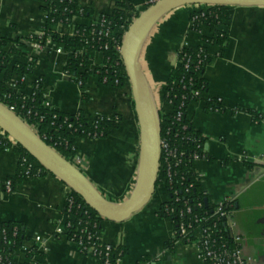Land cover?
Instances as JSON below:
<instances>
[{
  "label": "crops",
  "instance_id": "0c3cea01",
  "mask_svg": "<svg viewBox=\"0 0 264 264\" xmlns=\"http://www.w3.org/2000/svg\"><path fill=\"white\" fill-rule=\"evenodd\" d=\"M76 1L89 8L91 16L78 17L75 24H88L115 8L114 0ZM131 2L138 16L149 7V0ZM203 6H174L139 38L137 61L155 115L160 110L171 111L163 96L168 73L177 63V51L199 44L201 35H210L206 27L200 32L189 28L191 12ZM227 7L229 18L218 26L227 40L224 47L207 46L211 61L203 73L206 95L220 98L223 110L207 112L203 100L191 101L186 109L187 120L206 138L210 158L196 159L193 167L210 203L233 198V233L240 237L242 250L251 264H264V5ZM45 20L46 13L38 0H0V34L12 41L5 50L15 42L23 45V56H12L8 69L17 62H25L27 57L35 62L33 72L23 80L13 74L7 88L30 95L34 82L41 77L43 98L53 109L67 113L82 110L90 120L97 115L118 117V127L106 138L77 140L78 160L73 164L103 198L119 204L140 191L147 170L132 84L124 68L120 71L126 75L121 87L102 83L96 70L102 66L104 55L90 51L86 54L90 74L81 88L64 72L71 50L58 44L38 48L29 39L44 28ZM49 29L71 34L73 24H52ZM17 82H23L22 89ZM28 126L36 132V125ZM18 162L19 155L11 145L0 146L1 182L15 178ZM70 190L71 186L54 173L16 180L14 191L2 198L0 223L20 222L25 232L23 246L12 255L15 264H25L27 250L34 247H45L36 257L40 264H99L90 255L81 254L74 242L56 234V227L64 223L63 204ZM167 197L164 183L157 182L146 202L126 219H104L103 242L126 249L117 264H137L144 258L147 260L143 264H204L194 242H177L172 250L166 249L173 226L168 218L157 216L156 211Z\"/></svg>",
  "mask_w": 264,
  "mask_h": 264
},
{
  "label": "trees",
  "instance_id": "16d2710c",
  "mask_svg": "<svg viewBox=\"0 0 264 264\" xmlns=\"http://www.w3.org/2000/svg\"><path fill=\"white\" fill-rule=\"evenodd\" d=\"M41 9L46 13L44 32L49 33L51 39L62 44L64 49L71 50L72 56L66 61L64 72L69 78L83 87L90 71L87 69L88 59L86 54L90 51H100L104 55V62L96 70L99 79L106 78L104 84L121 87L125 76L120 73L123 67L122 58L113 50L110 37L118 42L123 39L122 33H115V28H121L126 32L134 19L138 16L131 0H114L115 8L100 18L94 24H75L78 17L90 18L91 10L81 7L76 0H38ZM149 6V4H148ZM206 13L202 9L194 10L190 14L192 25L190 29L200 32L203 27L208 28L210 35L200 37L197 45L181 47L176 54L177 63L167 76L163 101L171 106L170 112H158V126L160 140H166L170 147L179 152V160H171V182L166 183L168 197L163 201L156 215L168 218L173 226V236L165 242V247L172 250L177 242L187 243L186 237L178 235L180 224H183L187 237L193 227L212 226L213 234L220 231L222 240L229 246H233L231 234L226 226V219L217 217L216 204L208 201L205 191L202 189L196 177L192 158L196 154L198 159H210L205 148L206 138L198 132L186 118V109L191 101L200 100V96L194 95V91L207 92V82L203 76L206 66L211 61V55L207 50L209 45L224 47L227 40L225 33L218 26L229 18L226 5H204ZM52 24L72 25L71 34L54 32L49 29ZM102 25V26H101ZM108 31L107 36L99 35V30ZM29 39H37L36 34L30 35ZM12 41L0 34V103L11 107L14 113L29 123L36 124L37 135L51 148L58 152L66 160L73 163L72 158L77 149L78 139H103L118 127L117 116L97 115L92 120L82 110L74 113L57 111L44 106L43 80L36 79L30 95L17 94L8 90L6 83L13 74L25 77L33 72L34 60L31 63L17 62L11 69L8 64L14 55H22L19 42L13 43L6 51L5 47ZM43 43V42H42ZM107 44V48L103 46ZM23 56V55H22ZM18 88H23V82L16 83ZM82 98L85 97L82 94ZM222 102L217 97L208 96L205 103V111H222ZM181 113L180 119L177 114ZM70 125V127H69ZM8 133L3 131L0 137V146H8ZM12 149L19 155L18 168L15 178H12V193L16 180H31L47 174L54 175L39 161L30 151L19 142H14ZM164 154L159 152L160 167L163 166ZM159 180L156 181V183ZM4 183L0 181V203L5 195ZM207 199V203H205ZM199 204V205H198ZM190 207V211L186 207ZM223 207L228 212H234V200L225 202ZM63 211L74 216L69 220L67 227V239L71 240L75 235L82 236L85 247L93 245L100 253L97 255L99 264H117L125 254L126 249L121 246L106 244L102 241L103 221L100 216L83 198V196L71 188L63 204ZM198 220L195 222V220ZM89 236V237H88ZM25 232L23 224L16 221H3L0 223V264H15L12 255L23 246ZM81 254H86V248L79 249ZM38 253V252H37ZM39 254V253H38ZM28 255V254H27ZM147 259L139 261L143 264ZM40 264V263H37Z\"/></svg>",
  "mask_w": 264,
  "mask_h": 264
},
{
  "label": "water",
  "instance_id": "95a60500",
  "mask_svg": "<svg viewBox=\"0 0 264 264\" xmlns=\"http://www.w3.org/2000/svg\"><path fill=\"white\" fill-rule=\"evenodd\" d=\"M183 3L226 6L264 5V0H158L135 18L124 33L121 58L132 84L133 100L147 154V170L140 191L123 202L114 204L103 198L80 169L48 146L27 123L0 103V128L30 151L53 174H58L72 189L80 193L105 219L119 221L126 219L140 208L154 191L158 175L160 144L158 115H155L149 103L146 81L137 61V45L139 38L157 19L174 6ZM204 201L207 203V199Z\"/></svg>",
  "mask_w": 264,
  "mask_h": 264
},
{
  "label": "built area",
  "instance_id": "2783aa9c",
  "mask_svg": "<svg viewBox=\"0 0 264 264\" xmlns=\"http://www.w3.org/2000/svg\"><path fill=\"white\" fill-rule=\"evenodd\" d=\"M158 0H149L148 4H153ZM203 10V13H206V7L201 8ZM100 16L96 19H92L88 24H94L99 20ZM192 25V22L190 20V26ZM102 26V25H101ZM190 28V27H189ZM115 33H122L124 36V33L121 28H115L114 29ZM99 35L102 36H107L108 31H103L102 29L99 30L98 32ZM37 39L32 41L34 45L38 48L42 47H49L53 45H61L59 43L54 42L49 33H45L44 29L40 30L38 33H36ZM110 41L113 44V50L116 52V54L121 57V51H122V41L118 42L116 38L110 37ZM43 42V43H42ZM104 48H107V44L103 46ZM33 61L32 57H27L26 61L27 63H31ZM124 68V67H122ZM121 68V69H122ZM121 71V70H120ZM24 77H21L23 80ZM102 83L106 81V78L103 77L102 80H100ZM194 95L200 96L201 99L206 103V100H208V96L206 95L205 92L201 91H194ZM219 101H221L220 98L217 97ZM43 104L47 108H51L50 103L46 100L43 101ZM7 107V106H6ZM9 110L14 112V110L11 107H7ZM213 112H220V111H213ZM181 113L179 112L177 114V119H180ZM21 118V117H20ZM22 119V118H21ZM23 120V119H22ZM27 124H34L35 123H29L26 120H23ZM256 122V121H255ZM70 127V125H69ZM0 137H3V131L0 129ZM8 145H12L15 140L8 136ZM159 152L164 154L163 157V166L160 167L158 165V175H157V180L159 182L164 183H170L171 182V167H170V162L171 160L178 161L179 160V152L176 151L175 148H172L169 146L168 142L166 140H160L159 144ZM72 158V161H77V157L74 155ZM197 158V155L195 154L192 158V161H195ZM4 186H5V191L7 193H10L12 191V179L8 178L3 181ZM166 187V186H165ZM67 198V197H66ZM231 198H225L221 202L217 203V209L215 210L214 214H217V217L219 218H225L226 219V226L231 234V239H232V244L233 246H229L226 243L223 242L222 240V235L220 231H216L215 234H213V229L212 226L207 225V226H199L197 225L196 227H193L189 230L188 233L191 234V237H187V231L184 227L183 224H180L179 229H178V235L181 237H186L187 243H196L198 247V256L201 259V261L204 264H251L250 258L246 256L242 250L241 243H240V237L236 234L233 233V228L235 226V222L233 220V212H228L227 210L224 209L223 204L225 202L230 201ZM199 205V204H198ZM186 210L189 212L190 207L187 206ZM64 223L61 226L56 227V234L59 237H64L67 239V227L69 226V220L73 219L74 216L71 214H68L67 212H64ZM198 220L196 219L195 222ZM89 237V236H88ZM68 240V239H67ZM74 242L77 247L78 251L79 249L86 248V254L90 255L91 257L95 258L98 261L97 255L100 253L95 249L93 245H90L88 247L84 246L82 236L78 235L75 239V235L72 237L71 240ZM103 241V240H102ZM105 243V242H104ZM106 244V249L110 247V244ZM45 250V247H39V248H31L27 250V262L25 264H37L38 262L36 261V257L38 256V253H42ZM38 252V253H37ZM1 260V257H0ZM119 261V260H118ZM99 263V262H98ZM2 264V263H1ZM105 264H107V260L105 261Z\"/></svg>",
  "mask_w": 264,
  "mask_h": 264
}]
</instances>
